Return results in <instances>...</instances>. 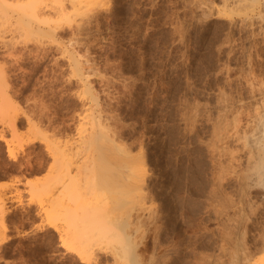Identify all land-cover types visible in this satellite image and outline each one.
Instances as JSON below:
<instances>
[{"label": "rangeland", "instance_id": "obj_1", "mask_svg": "<svg viewBox=\"0 0 264 264\" xmlns=\"http://www.w3.org/2000/svg\"><path fill=\"white\" fill-rule=\"evenodd\" d=\"M7 1L0 264H264V0ZM32 8L53 23L37 31ZM89 116L113 142L91 150L81 194L62 191L54 148L75 149ZM126 157L144 167L142 208L129 217L144 224L129 240L92 236L83 259L64 252L58 215L104 206ZM59 190L73 193L63 211Z\"/></svg>", "mask_w": 264, "mask_h": 264}, {"label": "bare ground", "instance_id": "obj_2", "mask_svg": "<svg viewBox=\"0 0 264 264\" xmlns=\"http://www.w3.org/2000/svg\"><path fill=\"white\" fill-rule=\"evenodd\" d=\"M13 5L15 4H10L7 0H0V16L4 18H9V17L11 18L10 15H12L11 13H13L11 11V8L13 7ZM24 6L21 7L20 5L18 7L23 8ZM47 15L48 14H45L43 12L40 13L39 11L34 10L32 8L30 10V14L27 16L29 19H33L34 21L38 22L37 25L43 22L53 23V19ZM16 18L18 19L20 17H18L17 15ZM26 23H27V20L22 21V25H25ZM36 27L35 28L37 29V31L43 30L41 29V27H39V25ZM54 28H55L54 26H49L48 30L53 31ZM1 37L2 36H0V38ZM77 64H78L77 61H75L74 67L78 69L79 65ZM1 71L2 70L0 69V76H1L0 79H2V76H3V74L1 75ZM93 118H94L93 116L89 118L90 127L88 129H85V130L80 129V132L78 135L79 136L78 141L76 140L75 142L76 144H78V146L76 147L74 145L76 147L75 149L72 148V144L74 143H71L69 141L68 142L66 141L67 143L64 141L63 146L62 145L59 146L60 144H58V146L54 144L56 145L54 148L55 152L53 156L54 163H55L54 166L56 168L55 184H57L61 188L62 191L67 190L68 189L67 187L70 186L69 190L71 188L72 192L74 190H75V193L80 191V194H81V190H79V188L81 187L80 189H83L85 188L87 184V181L85 183H80V180L83 177L84 179L87 178L86 176H83L82 174L89 173L91 169H93L92 167L94 165V160H93L94 157L92 156L93 154L91 153V150L100 151L107 144H109V142L110 143L113 142L112 141L113 138L111 137V139H109V136L106 134L107 132L105 133L104 131L105 128L103 127V125H101L99 119L95 122V119ZM12 128L14 129V120L12 121ZM32 128H35V126L33 125ZM262 146L263 147H258L260 149L257 150V155L261 160H264V150H261L262 148H264V143H262ZM116 159L118 158H115V160ZM121 161L126 162V165H125L127 169L126 176L124 178L120 177L121 184L118 189L119 190L118 193L117 194L115 193L116 195L114 194V191L115 192L117 191L116 189H114V191L112 190L110 191V192H113L111 194H114V195L112 196L110 195L109 198L106 196L107 197L106 198L105 197L106 190L104 189L105 186L103 188L105 191L101 189L102 191H100V193L102 196H104V199H105V200H102L104 201L102 202V204L105 203V205L102 206L101 208L97 209L98 208L97 207L95 209V206H93V209L91 208L93 210L92 212L91 210H89L90 211L89 213L84 212L81 214H76L71 217H66L63 211L64 210L63 208H64V204H66L68 201L66 202L65 197L68 195V192L70 194L69 197H72L71 195H73V193L71 194L69 190L68 192L65 191L64 193L62 191L60 192L59 190L58 193L59 192L60 193L58 194V196L56 194L57 197L55 198V201H56L57 207L58 209H60V211H63L61 213L59 211L60 214L58 213L59 214L58 215L59 216L58 217L59 226H56V229L58 232V241L62 245L64 252L74 253L80 259H83L82 257L85 255V253L91 252L92 245L90 241H91L92 236H95L96 234L103 236L106 233V235H109L111 237L116 238V237L121 236L129 240V235L127 234V230L130 228V226L132 225L131 228L134 229L133 231H138L136 229L137 228L140 229V227H142V225L144 224V223L141 224L142 221L140 219L139 220L141 221V223L139 220L136 219L139 222L136 223L135 221V224H134V221H131L133 222L134 224L133 225L130 222L131 218L129 219V217L131 216L130 215L131 210H134L135 208L137 209V206L142 208L141 205L143 204V202L140 204V200L143 195V193L141 194V191L144 190L143 189L144 188L143 187L144 167L141 165V162L132 163L133 159L129 157H126L124 159H118L117 162L119 163L118 164L119 166L121 165ZM73 170H74V175H72ZM119 175H117V177ZM117 177H114L115 180ZM117 180L119 181V178ZM71 183H74V185ZM95 187L92 184V190L94 188L93 190L94 192L92 191L91 193L93 194V197L97 198L98 191L97 189L95 190ZM65 193L67 195H64ZM6 201L8 202V198L4 197L3 194H0V221L1 222H3V219L6 214V207H5V204L7 203ZM107 204L108 205L110 204V207L109 206L107 207ZM112 213L117 214V216L112 217L111 216ZM117 217H119V219ZM5 241H6L5 237H2L0 243L5 242ZM133 248H135V244L132 240L129 243L128 241L123 243L122 249L127 250V252L129 249L133 251ZM134 257L132 256L131 258L135 259L137 256L135 258Z\"/></svg>", "mask_w": 264, "mask_h": 264}]
</instances>
